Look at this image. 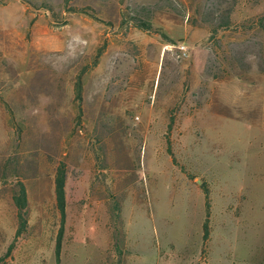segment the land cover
Here are the masks:
<instances>
[{"label": "rangeland", "instance_id": "374dc122", "mask_svg": "<svg viewBox=\"0 0 264 264\" xmlns=\"http://www.w3.org/2000/svg\"><path fill=\"white\" fill-rule=\"evenodd\" d=\"M29 2L0 0V264H264V0Z\"/></svg>", "mask_w": 264, "mask_h": 264}, {"label": "trees", "instance_id": "16d2710c", "mask_svg": "<svg viewBox=\"0 0 264 264\" xmlns=\"http://www.w3.org/2000/svg\"><path fill=\"white\" fill-rule=\"evenodd\" d=\"M25 1H27L28 3H31V2H29V0H25ZM42 7L46 10L53 11V8L46 3ZM68 11H71V10H68ZM79 11H83V10H79ZM140 26H142L146 31H149L150 28L152 27L150 24H147V23L141 24ZM81 92H82V86L80 85V83H78L77 84L78 96L81 95ZM169 153L171 155L173 154L171 149L169 150ZM174 162H176V161L174 160ZM66 182H67V173L65 170V166L61 165L58 168L56 180H55V194H56L57 207H58V210H59L60 215H61V226H60V229H59V232L57 235V240H56V255L58 257L60 256L61 249H62L63 237H64V233H65L66 218H67ZM17 186H18V190H17L16 194L14 195V203L18 209V229L16 232V238L15 239L19 238L23 233H25L27 230V227H28V218H27L28 217V213H27L28 193H27V189H26L25 185L22 183H18ZM203 187L205 188V192H206V195L208 198L209 190L205 185ZM118 209H120V206ZM209 234H210L209 227L206 226L205 227V238H206V240H207V238H209ZM11 248H13V245L11 246Z\"/></svg>", "mask_w": 264, "mask_h": 264}, {"label": "built area", "instance_id": "2783aa9c", "mask_svg": "<svg viewBox=\"0 0 264 264\" xmlns=\"http://www.w3.org/2000/svg\"><path fill=\"white\" fill-rule=\"evenodd\" d=\"M182 52L184 53V55H186V48L185 47H182Z\"/></svg>", "mask_w": 264, "mask_h": 264}]
</instances>
